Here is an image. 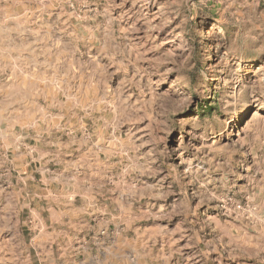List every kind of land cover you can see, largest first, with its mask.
Masks as SVG:
<instances>
[{
	"label": "rangeland",
	"instance_id": "rangeland-1",
	"mask_svg": "<svg viewBox=\"0 0 264 264\" xmlns=\"http://www.w3.org/2000/svg\"><path fill=\"white\" fill-rule=\"evenodd\" d=\"M0 264H264V0H0Z\"/></svg>",
	"mask_w": 264,
	"mask_h": 264
},
{
	"label": "crops",
	"instance_id": "crops-1",
	"mask_svg": "<svg viewBox=\"0 0 264 264\" xmlns=\"http://www.w3.org/2000/svg\"><path fill=\"white\" fill-rule=\"evenodd\" d=\"M14 125L18 126V125H22V123L16 122ZM16 160L17 161L19 160V163L16 164V169L19 170V173H23V170H24L23 155H20V153H19V155L16 154Z\"/></svg>",
	"mask_w": 264,
	"mask_h": 264
}]
</instances>
